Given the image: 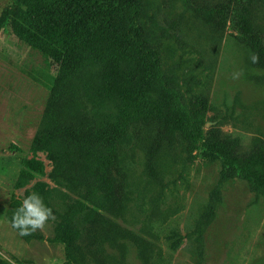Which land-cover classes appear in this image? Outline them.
<instances>
[{
    "label": "rangeland",
    "instance_id": "374dc122",
    "mask_svg": "<svg viewBox=\"0 0 264 264\" xmlns=\"http://www.w3.org/2000/svg\"><path fill=\"white\" fill-rule=\"evenodd\" d=\"M9 4L0 0V14ZM207 7L204 0H143V37L157 46L166 80L186 102L207 99L203 129L218 127L248 150L264 141V67L228 16ZM254 13L264 35V1ZM163 30L169 36H160ZM55 71L8 25L0 28V264L64 261L55 228L81 192L49 176L43 153L37 157L45 174L26 187L47 183L52 217L42 229L21 236L12 227L10 206L12 196L24 193L13 180L21 159L32 156L33 136L86 118L88 106L76 83L59 96L51 94ZM112 173L123 184L120 200L84 227L71 247L70 264H264V194L219 161L189 151L182 138L158 140L154 126L133 124L119 143Z\"/></svg>",
    "mask_w": 264,
    "mask_h": 264
},
{
    "label": "trees",
    "instance_id": "16d2710c",
    "mask_svg": "<svg viewBox=\"0 0 264 264\" xmlns=\"http://www.w3.org/2000/svg\"><path fill=\"white\" fill-rule=\"evenodd\" d=\"M204 1L209 10L217 8L228 16L264 67V35L254 24V12L264 0ZM142 7L143 0H10L0 14V28L8 25L16 39L55 66L51 94H63L74 82L88 106L81 124L37 132L29 144L32 156L21 159L13 180L15 189L24 188L22 198L11 197L13 210L32 193L47 206L46 182L37 180L26 187L45 174L44 162L37 157L43 153L51 165L49 176L81 192L55 228L54 238L64 246L62 264L71 263V247L84 227L117 206L123 184L112 168L119 143L133 124L154 126L158 140L182 138L189 151L219 161L227 172L264 194V141L243 150L237 138L220 128L203 129L210 105L203 97L186 102L166 80L157 46L143 37ZM215 16L211 21L217 22ZM169 34L163 30L160 36Z\"/></svg>",
    "mask_w": 264,
    "mask_h": 264
},
{
    "label": "clouds",
    "instance_id": "9594fccd",
    "mask_svg": "<svg viewBox=\"0 0 264 264\" xmlns=\"http://www.w3.org/2000/svg\"><path fill=\"white\" fill-rule=\"evenodd\" d=\"M52 215V209L46 206L43 198L38 193H32L15 210L12 227L18 229L21 236H27L42 229ZM8 264H14V261L9 259Z\"/></svg>",
    "mask_w": 264,
    "mask_h": 264
}]
</instances>
